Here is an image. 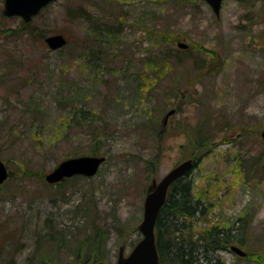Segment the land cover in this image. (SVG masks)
Instances as JSON below:
<instances>
[{
    "label": "rangeland",
    "instance_id": "rangeland-1",
    "mask_svg": "<svg viewBox=\"0 0 264 264\" xmlns=\"http://www.w3.org/2000/svg\"><path fill=\"white\" fill-rule=\"evenodd\" d=\"M2 3L0 159L9 177L0 242L12 245L0 264H25L35 249L54 264H90L94 255L116 264L142 238L148 187L188 158L197 163L187 178L209 211L193 218L195 228H232L240 241L230 244L245 256L228 247L218 252L226 264H264V0H223L218 16L205 0H54L32 25L63 33V50L7 37L21 19L4 16ZM78 6L99 26L119 23L117 36L101 39L73 17ZM160 48L180 61L147 79V55ZM197 131L206 149L195 151ZM84 154L106 156L97 174L45 181L62 159Z\"/></svg>",
    "mask_w": 264,
    "mask_h": 264
},
{
    "label": "trees",
    "instance_id": "trees-1",
    "mask_svg": "<svg viewBox=\"0 0 264 264\" xmlns=\"http://www.w3.org/2000/svg\"><path fill=\"white\" fill-rule=\"evenodd\" d=\"M72 15L74 18L78 16L84 17L86 21L93 23L97 33L101 39L104 40L116 37V34L120 29L119 27L118 29L116 28L117 25H120L119 23L116 24L106 22L99 26L97 22L90 19V14H87L82 6H78V8L74 9ZM32 21L24 22L21 20L19 21L18 26L11 29L5 28L3 32L10 38L15 37L17 39L31 40V38H34L35 36L40 39V42H43V38L46 35L44 33V29L38 28L36 25H32ZM67 45L68 43L65 46ZM64 47L59 48V50H63ZM147 56L145 64H147V66L149 65L153 71V74H149L147 79H149V77H152V79L158 78L161 74L165 73L164 69L168 61L175 63H179L180 61L179 57H175V55L169 52L168 48L165 50L162 48L159 50L154 49V51L151 50ZM143 78L146 79L145 74L143 75ZM145 82L143 86L145 85ZM83 112H87L86 115H84L86 119L93 117L91 110H83L82 113ZM104 123L105 122L100 125H94L92 138L99 139V136L105 130V127L103 126ZM88 124L90 125L91 123L88 122L87 125ZM196 133L199 136V140L196 142L194 148L195 151L197 148H203L204 146L206 149L209 141H203L202 133L199 131ZM158 135L162 136L160 132ZM195 151L191 152V156L194 155ZM93 152H95V150H93ZM147 166L149 169L152 167L151 164ZM70 178H63L60 182ZM196 197L197 195L194 189V182L191 178H187V175L178 177L176 181L170 185L165 199V204L159 210L155 222L156 247L158 250L160 264H226L225 259L221 258L218 252L227 249L231 242H235V240L240 241L236 233H232L231 227L222 228L218 226V223H212L210 225V221L207 219L206 222L209 224L202 229H196L195 223H193L195 219L193 218H195L196 215H200L199 219L202 218L205 221V218L209 213V211L205 209L203 201L198 197L197 199ZM9 238H3L0 242V261L6 255L5 251L10 249L8 246L12 245V239L9 240ZM51 238L52 237H49L50 241ZM3 241H5L6 247L4 246ZM87 251L89 252L87 253L88 255L85 256V259L89 260L92 252H90L89 248ZM92 258V263L90 264L101 263V256L98 257L97 255H94ZM13 261H15V259L11 257V259L4 264H11ZM25 264L54 263H52L51 258L44 259L43 253L40 249H35L28 258V262Z\"/></svg>",
    "mask_w": 264,
    "mask_h": 264
},
{
    "label": "water",
    "instance_id": "water-1",
    "mask_svg": "<svg viewBox=\"0 0 264 264\" xmlns=\"http://www.w3.org/2000/svg\"><path fill=\"white\" fill-rule=\"evenodd\" d=\"M54 0H4L2 13L5 16H18L29 22L41 9ZM210 8L218 16L223 0H205ZM45 43L53 50H57L67 42V38L62 33L47 34L44 37ZM181 48L188 47L183 41L177 42ZM175 108L172 107L163 115L161 123L165 126L168 118L173 115ZM163 130V128H162ZM161 130V131H162ZM261 137L264 139V126L261 129ZM104 155L73 156L62 159L54 168L45 175L48 183L58 182L64 177H71L74 174L93 176L97 173L99 166L105 161ZM193 165V160L188 158L172 169L168 170L159 181H153L148 187L147 194L143 200V218L138 224L141 239L134 245L128 255L120 251L116 264H159L158 251L156 247L155 222L158 212L165 203L169 186L176 181V178L184 176ZM8 177L7 165L0 159V184ZM230 249L238 255H245V252L238 245H231Z\"/></svg>",
    "mask_w": 264,
    "mask_h": 264
},
{
    "label": "bare ground",
    "instance_id": "bare-ground-1",
    "mask_svg": "<svg viewBox=\"0 0 264 264\" xmlns=\"http://www.w3.org/2000/svg\"><path fill=\"white\" fill-rule=\"evenodd\" d=\"M67 43H68V41L66 42V44H67ZM66 44H64V45H63V46H61V47H64ZM61 47H60V48H61Z\"/></svg>",
    "mask_w": 264,
    "mask_h": 264
}]
</instances>
